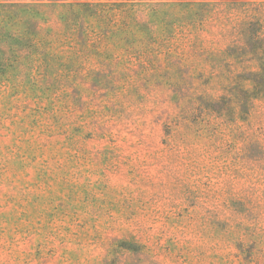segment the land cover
Listing matches in <instances>:
<instances>
[{
    "label": "rangeland",
    "instance_id": "1",
    "mask_svg": "<svg viewBox=\"0 0 264 264\" xmlns=\"http://www.w3.org/2000/svg\"><path fill=\"white\" fill-rule=\"evenodd\" d=\"M1 4L51 52L0 68V264H264V85L223 54L239 22L264 36V0Z\"/></svg>",
    "mask_w": 264,
    "mask_h": 264
},
{
    "label": "trees",
    "instance_id": "2",
    "mask_svg": "<svg viewBox=\"0 0 264 264\" xmlns=\"http://www.w3.org/2000/svg\"><path fill=\"white\" fill-rule=\"evenodd\" d=\"M125 3V2H124ZM194 11L191 12V22L195 23L197 21L198 23L196 25L202 24L205 21L206 17V11L204 9H199L197 8L198 2ZM208 3L207 1L199 2V4H206ZM37 4V5H41ZM62 7L61 13L58 15V20L60 22H63L64 24H67L69 22L75 21V18L78 17L76 14V11H88L91 13L96 14L97 12V5L88 3V2H76V3H71V2H57V5ZM147 5V4H146ZM43 6V4L41 5ZM118 11H122L124 13L128 12V8H115ZM10 11V7L8 4H1L0 5V68L3 69L5 66L10 67V66H20L23 58L27 57L26 55L30 54L31 52H36L38 54L44 55L45 53L51 52L49 45L44 44L43 46H38L36 41H38L37 34L38 31L36 30L34 35L31 36L29 43L26 44L23 42V39H28V34L26 32H23L22 37L18 38V34L13 33L11 30H9L6 25H7V20L9 19L8 13ZM45 11V9H43ZM100 12H102L100 10ZM32 20V19H31ZM30 20V21H31ZM140 18H135L133 17L132 23H130L129 20L121 21V24L117 22L115 26V30L113 33V38L114 41L116 42L117 45H122L124 48H132L134 49L135 42H141L144 41L145 39H139L138 36L136 35L134 31V26L140 25ZM75 24V23H74ZM250 26V25H249ZM256 26V25H255ZM74 27V26H73ZM256 30L254 29H249L248 25L243 22H239L236 24L235 31L238 35V37L235 39L237 44H233L232 47L228 46V48H225L223 50L224 56H231L234 55L238 58L241 57H246L249 56V59H244L248 64V68L251 65H255L256 69L255 71H250L249 73L253 76L252 80L254 84L258 85H264V36H260L261 34L257 33V28L255 27ZM74 30V29H73ZM55 33H50L47 34V37L43 38V41H47L49 43L50 38H55L59 37L60 33L56 31H52ZM82 35V30L81 33ZM174 33L171 31H164V35L160 36H153L150 40H155L160 39L159 42H162L163 44L166 43L167 41L171 40L173 37ZM259 39V42L257 41ZM9 42H12L14 45H17L16 53H17V58L11 63H8L9 56H7V52L5 48H8ZM237 45V46H235ZM48 46V47H46ZM235 46V49L233 48ZM161 49V48H160ZM160 51V50H159ZM162 51V50H161ZM160 51V52H161ZM168 55H172V50L171 49H166L165 50ZM21 53H24L22 55ZM26 54V55H25ZM253 63V64H252ZM5 69V68H4ZM254 88V87H253ZM255 96L258 95V92L254 94Z\"/></svg>",
    "mask_w": 264,
    "mask_h": 264
}]
</instances>
